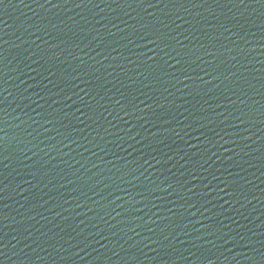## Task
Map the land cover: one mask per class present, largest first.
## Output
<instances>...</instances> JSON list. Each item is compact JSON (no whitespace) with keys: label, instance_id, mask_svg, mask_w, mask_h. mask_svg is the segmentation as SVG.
Masks as SVG:
<instances>
[{"label":"water","instance_id":"obj_1","mask_svg":"<svg viewBox=\"0 0 264 264\" xmlns=\"http://www.w3.org/2000/svg\"><path fill=\"white\" fill-rule=\"evenodd\" d=\"M0 264H264V0H0Z\"/></svg>","mask_w":264,"mask_h":264}]
</instances>
